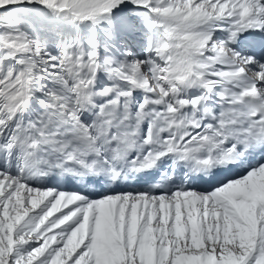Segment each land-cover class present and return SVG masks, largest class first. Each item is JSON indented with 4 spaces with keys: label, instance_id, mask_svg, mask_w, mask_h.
<instances>
[{
    "label": "snow or ice",
    "instance_id": "obj_1",
    "mask_svg": "<svg viewBox=\"0 0 264 264\" xmlns=\"http://www.w3.org/2000/svg\"><path fill=\"white\" fill-rule=\"evenodd\" d=\"M0 264H264V0H0Z\"/></svg>",
    "mask_w": 264,
    "mask_h": 264
},
{
    "label": "rangeland",
    "instance_id": "obj_2",
    "mask_svg": "<svg viewBox=\"0 0 264 264\" xmlns=\"http://www.w3.org/2000/svg\"><path fill=\"white\" fill-rule=\"evenodd\" d=\"M78 185H79V182L66 181V182L61 184V187H62L63 190L72 191V190H77Z\"/></svg>",
    "mask_w": 264,
    "mask_h": 264
},
{
    "label": "bare ground",
    "instance_id": "obj_3",
    "mask_svg": "<svg viewBox=\"0 0 264 264\" xmlns=\"http://www.w3.org/2000/svg\"><path fill=\"white\" fill-rule=\"evenodd\" d=\"M78 187H79V185H78ZM78 187H77V188H78ZM89 191L91 192V191H92V189L90 188V189H89ZM93 194L95 195V193H93Z\"/></svg>",
    "mask_w": 264,
    "mask_h": 264
}]
</instances>
